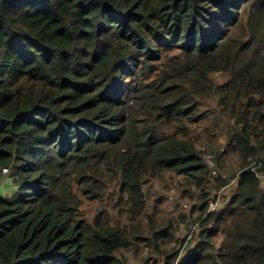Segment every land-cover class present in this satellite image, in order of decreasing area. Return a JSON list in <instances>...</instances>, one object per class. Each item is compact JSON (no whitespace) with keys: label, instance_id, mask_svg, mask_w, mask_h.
Instances as JSON below:
<instances>
[{"label":"trees","instance_id":"trees-1","mask_svg":"<svg viewBox=\"0 0 264 264\" xmlns=\"http://www.w3.org/2000/svg\"><path fill=\"white\" fill-rule=\"evenodd\" d=\"M256 161L264 0H0V264H264ZM174 175L199 188L185 251L144 189Z\"/></svg>","mask_w":264,"mask_h":264},{"label":"rangeland","instance_id":"rangeland-1","mask_svg":"<svg viewBox=\"0 0 264 264\" xmlns=\"http://www.w3.org/2000/svg\"><path fill=\"white\" fill-rule=\"evenodd\" d=\"M214 81L219 82L222 80H225L228 78V74L226 72H217L212 75ZM210 103L208 102V105L213 104V100L210 99ZM199 146H205L207 144H210L211 138L199 140ZM223 142H225V139L223 138ZM218 146L219 144H215ZM207 152V151H205ZM229 164H226L225 166H222V170L225 172V176L233 174V172L236 171L237 165L235 162V158L233 160L229 161ZM220 165V164H219ZM221 168V167H220ZM9 174L7 172H0V192L4 195H12L16 192L15 186L8 182ZM236 178L232 179L230 182V185L234 183ZM264 180V178H263ZM189 185H192L190 181L187 180L186 177L182 175H174V176H167L163 178H159L155 181V183H148L144 186V189L146 191V199H147V204H148V210H152L154 206H157V212L161 213L162 216H168L169 220L171 219L172 221V227L174 229V234H172V247H175L177 249H183L185 251L186 249L184 248L186 244L184 243L186 241H189L191 238V233H194L192 231V228H190L191 224L190 222L195 221L196 222V216H193L191 214V208L192 206L197 203L198 196L195 195L194 197H188L185 196V189H192ZM228 186L226 188H223L222 190L219 191V198L215 202H211L208 212L214 211L217 208L223 207L227 199L225 198L229 192L232 186ZM194 186V185H192ZM195 190L199 191V188L196 186ZM187 192V191H186ZM188 198L190 200H188ZM113 209V208H112ZM114 214H116L114 212ZM182 216H185L187 214V219H183ZM117 220H121L123 223V218L120 216L117 218ZM201 231V228L197 233ZM195 240H197V236L193 235L192 236V242L189 244L191 247L193 246ZM134 251H130V254L133 256V260L137 264H141L143 259L148 256L149 251L148 249L144 246H142L141 250L139 251L138 257L134 258ZM130 262L132 263V260L130 259Z\"/></svg>","mask_w":264,"mask_h":264},{"label":"built area","instance_id":"built-area-1","mask_svg":"<svg viewBox=\"0 0 264 264\" xmlns=\"http://www.w3.org/2000/svg\"><path fill=\"white\" fill-rule=\"evenodd\" d=\"M202 156H203V160L206 162V164L209 165V168L211 169L212 174L215 175L217 173L215 156L210 152H204ZM260 166H261V163L256 161L255 165L252 164V169H253V171H255L257 173V175L260 178H264V174H262L261 172L258 171ZM191 228H192V231L194 232L196 229L199 228V223L198 222L192 223Z\"/></svg>","mask_w":264,"mask_h":264},{"label":"bare ground","instance_id":"bare-ground-1","mask_svg":"<svg viewBox=\"0 0 264 264\" xmlns=\"http://www.w3.org/2000/svg\"><path fill=\"white\" fill-rule=\"evenodd\" d=\"M215 20V19H214ZM133 70V69H132Z\"/></svg>","mask_w":264,"mask_h":264}]
</instances>
